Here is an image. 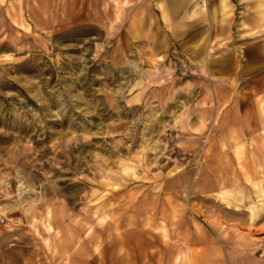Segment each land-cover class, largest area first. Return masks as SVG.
<instances>
[{"label": "rangeland", "instance_id": "374dc122", "mask_svg": "<svg viewBox=\"0 0 264 264\" xmlns=\"http://www.w3.org/2000/svg\"><path fill=\"white\" fill-rule=\"evenodd\" d=\"M262 258L264 0H0V264Z\"/></svg>", "mask_w": 264, "mask_h": 264}, {"label": "crops", "instance_id": "0c3cea01", "mask_svg": "<svg viewBox=\"0 0 264 264\" xmlns=\"http://www.w3.org/2000/svg\"><path fill=\"white\" fill-rule=\"evenodd\" d=\"M212 79L215 80V81H217V77L215 75H214V77ZM157 81H159V80H157ZM253 262L255 264H264V258L258 259L257 261L254 259Z\"/></svg>", "mask_w": 264, "mask_h": 264}, {"label": "bare ground", "instance_id": "6f19581e", "mask_svg": "<svg viewBox=\"0 0 264 264\" xmlns=\"http://www.w3.org/2000/svg\"><path fill=\"white\" fill-rule=\"evenodd\" d=\"M210 77H211V78H213V77H214V75H213L212 73H210Z\"/></svg>", "mask_w": 264, "mask_h": 264}]
</instances>
